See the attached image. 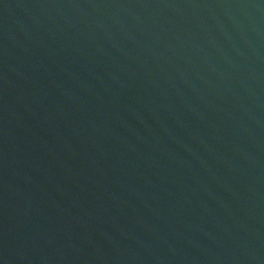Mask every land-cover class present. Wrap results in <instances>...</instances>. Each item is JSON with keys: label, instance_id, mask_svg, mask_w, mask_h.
<instances>
[{"label": "water", "instance_id": "95a60500", "mask_svg": "<svg viewBox=\"0 0 264 264\" xmlns=\"http://www.w3.org/2000/svg\"><path fill=\"white\" fill-rule=\"evenodd\" d=\"M0 264H264V0H0Z\"/></svg>", "mask_w": 264, "mask_h": 264}]
</instances>
